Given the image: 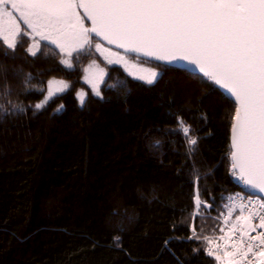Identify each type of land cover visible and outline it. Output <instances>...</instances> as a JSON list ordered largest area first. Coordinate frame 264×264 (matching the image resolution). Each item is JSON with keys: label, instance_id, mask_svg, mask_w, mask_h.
I'll return each mask as SVG.
<instances>
[{"label": "trees", "instance_id": "16d2710c", "mask_svg": "<svg viewBox=\"0 0 264 264\" xmlns=\"http://www.w3.org/2000/svg\"><path fill=\"white\" fill-rule=\"evenodd\" d=\"M33 42L25 27L14 48L0 39V264H216L208 239L242 190L236 103L178 68L147 61L162 74L146 84ZM92 60L99 95L83 81ZM53 80L69 90L49 98Z\"/></svg>", "mask_w": 264, "mask_h": 264}, {"label": "water", "instance_id": "95a60500", "mask_svg": "<svg viewBox=\"0 0 264 264\" xmlns=\"http://www.w3.org/2000/svg\"><path fill=\"white\" fill-rule=\"evenodd\" d=\"M76 1L90 25L91 39L95 38L123 53L215 80L219 90L237 105L231 130L234 169L247 189L264 199V190H261L264 188V177L259 170L250 169L245 163L243 144L239 159L236 158L237 129L240 123L237 121V114L241 111L240 100L236 95L239 83L234 74L223 71V60L226 57L235 54L237 58H244L247 55L245 18L249 13L259 14L264 10L245 9V15H239L234 12V8L228 7L104 10L92 6L99 0ZM141 2L226 4L221 0H141ZM241 3L258 5L260 0H241ZM104 12L121 15L109 19L102 16ZM256 54L259 57V43ZM250 180L252 183H249Z\"/></svg>", "mask_w": 264, "mask_h": 264}, {"label": "rangeland", "instance_id": "374dc122", "mask_svg": "<svg viewBox=\"0 0 264 264\" xmlns=\"http://www.w3.org/2000/svg\"><path fill=\"white\" fill-rule=\"evenodd\" d=\"M38 3L71 4L72 7L32 6ZM24 27L34 41L30 49L32 53L38 52L40 43H49L65 57L66 66L69 69L73 68L70 61L72 56L84 50L87 43L88 28L76 0H6V2L0 0V39L8 46L16 45ZM96 49L102 61L123 68L133 78L146 84L155 83L162 74L160 66L139 63L134 59H129L125 54L101 44L96 45ZM106 78L107 73L97 60H92L85 66L83 81L91 87L96 95L100 94V89ZM149 80L152 82L149 83ZM69 88L68 82L53 80L48 85V97L52 98L62 94ZM78 98L84 102L86 96L80 92ZM239 221L240 218H237L232 225ZM247 223L246 227L250 224ZM248 235L249 233L245 231L244 237L248 238ZM236 255L237 250L227 252L219 259L220 263L241 264V260H236Z\"/></svg>", "mask_w": 264, "mask_h": 264}, {"label": "snow or ice", "instance_id": "6c2138e0", "mask_svg": "<svg viewBox=\"0 0 264 264\" xmlns=\"http://www.w3.org/2000/svg\"><path fill=\"white\" fill-rule=\"evenodd\" d=\"M6 2V0H3ZM33 7H72L71 4L51 3L34 4ZM98 9H146V8H242L264 10V0L260 3L247 4H213L195 2H141V0H99L92 5ZM118 15L113 12H104L102 16L109 19L116 18ZM245 35L247 37V55L244 58H237L235 54L223 60L225 73L234 74L239 83V90L236 95L240 100L241 111L237 114L238 141L236 144L237 154L242 151L245 163L250 169L259 170L264 177V11L259 14L249 13L245 18ZM259 43V57H257V44ZM9 47L14 48V44ZM33 55L35 53H32ZM259 61V66H257ZM215 75L214 73H209ZM149 83L152 80L148 81ZM227 86V85H226ZM40 107V105H37ZM242 114V115H241ZM242 130V132H241ZM185 135L188 129L184 128ZM258 133V135H257ZM190 144L195 145L196 141L191 139ZM249 183H252L250 180ZM259 187V185H257ZM261 190H264L262 188Z\"/></svg>", "mask_w": 264, "mask_h": 264}, {"label": "built area", "instance_id": "2783aa9c", "mask_svg": "<svg viewBox=\"0 0 264 264\" xmlns=\"http://www.w3.org/2000/svg\"><path fill=\"white\" fill-rule=\"evenodd\" d=\"M231 203L241 208L244 218L251 220L253 230L248 238H244L242 232L235 229L223 244L224 237H218L208 249V254L222 253L226 248L237 249L242 264H257L264 259V203L243 195L233 196Z\"/></svg>", "mask_w": 264, "mask_h": 264}, {"label": "flooded vegetation", "instance_id": "af4514ba", "mask_svg": "<svg viewBox=\"0 0 264 264\" xmlns=\"http://www.w3.org/2000/svg\"><path fill=\"white\" fill-rule=\"evenodd\" d=\"M222 2L226 3V4H241V0H221ZM234 8V12L240 15L245 14V10L242 8ZM101 44L99 43L96 39H90L89 36L87 38V43L85 46V49L80 51L81 53H85L86 56H94V57H101L99 55V53L97 52L96 49V45ZM102 45V44H101ZM129 59H134L135 61L139 62V63H143L146 62L144 60L135 58V57H131V56H127Z\"/></svg>", "mask_w": 264, "mask_h": 264}]
</instances>
